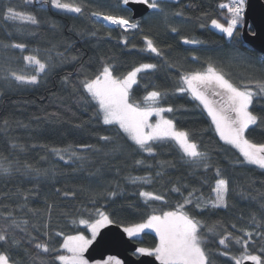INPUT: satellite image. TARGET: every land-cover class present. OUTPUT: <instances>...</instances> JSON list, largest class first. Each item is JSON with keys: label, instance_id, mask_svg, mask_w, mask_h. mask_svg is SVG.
I'll return each instance as SVG.
<instances>
[{"label": "trees", "instance_id": "1", "mask_svg": "<svg viewBox=\"0 0 264 264\" xmlns=\"http://www.w3.org/2000/svg\"><path fill=\"white\" fill-rule=\"evenodd\" d=\"M9 2L23 5V0H0V10ZM77 2L89 6L85 9L86 13L100 10L124 14L120 0ZM161 2L166 18L151 9L148 15L139 20L143 32H124L119 27L107 26L95 17H77L50 5L40 10L39 3L27 9L40 19L38 27L28 26L26 34L12 36L6 35L0 28V93H3L0 95V158H8L7 161L0 159V163L10 164L12 168L11 175L0 174V229L10 224L12 218L24 229H9L10 237L20 242L18 248L9 249L20 264H31L32 258L40 252L35 248V243H47L52 248H59L65 235L86 232L78 221L94 219L97 208L107 212L114 224L124 229L142 222L152 208L167 211L180 202L183 197L170 191L173 187H180L184 195L194 188L205 198L213 195L214 170L194 173L189 165L183 163L179 151L171 144L158 145L156 155L149 156L136 149L115 126L103 124L96 114L95 103H86L89 98L79 86V81L85 75L92 76L100 68L102 60L114 63L121 73L140 63L158 64L156 71L140 74L141 82L134 86V97H142L145 84L149 85V90L155 85L169 91L166 104L180 107L181 110L165 115L169 118L174 115L178 127L192 132L230 182L229 207L206 210L200 214V218L209 225L218 224V233L227 231L242 235L232 229V224H236L237 229L257 233L253 237L256 242L249 245L253 254H259V248L264 245L258 235L261 229L256 226L264 225V207H261L264 205V170L235 163L239 154L219 140L212 130L210 117L197 106L198 102L191 100L187 94H171L180 72L202 67L206 60L227 65L233 56L243 57L249 63H231L230 70L239 79L242 76L264 75L258 70L259 61L264 56L243 42L244 22L239 26V34L232 40L211 27L212 19L225 22L227 12L219 9L218 4L227 0ZM176 12L183 15L177 16ZM201 24L205 26L201 27ZM170 25L177 27L179 32H171ZM249 30L253 32L251 27ZM32 31L35 35L28 34ZM109 31L111 37L108 36ZM93 32L97 34L92 35ZM145 35L155 41L165 52V57L140 51L145 46ZM123 37H127V45L121 42ZM183 38L203 43L184 44ZM21 42L28 45L23 54L17 49L4 47L8 43ZM33 49L40 50L42 60L51 57L49 63L53 65L46 76L42 75L41 82L30 86L19 85L11 79L4 80L7 74L5 69L30 71L26 69L22 55L30 54ZM193 56L199 57V60H193ZM170 64L175 67H169ZM254 107L257 111L264 109V100L254 102ZM5 119L9 122L7 125L3 123ZM103 136H110L112 140L104 141L101 139ZM254 138L262 139L259 134ZM69 145L72 146L70 151L78 153L82 160L72 157L69 161L68 153H63L65 159L61 160L51 150L68 148ZM84 145L95 147L87 148ZM137 160H143L144 164L138 165ZM27 165L39 169L41 174L29 171ZM158 172L163 175L157 176ZM129 176H150L152 183L132 184L127 179ZM111 191L117 192L115 198L107 195ZM140 191L163 194L167 203L148 201L145 204ZM65 192L68 195H64ZM253 216L256 218L255 224ZM57 232L61 235L57 236ZM135 241L139 248L151 249L158 244V238L150 232H145ZM209 247L217 253L213 256L214 264H233L228 257L218 255L224 249L211 234ZM25 249L28 250L27 254ZM228 250L234 255L240 251L235 244H230ZM40 255L46 264H60L53 260L54 253Z\"/></svg>", "mask_w": 264, "mask_h": 264}, {"label": "snow or ice", "instance_id": "2", "mask_svg": "<svg viewBox=\"0 0 264 264\" xmlns=\"http://www.w3.org/2000/svg\"><path fill=\"white\" fill-rule=\"evenodd\" d=\"M178 2L179 0H177ZM37 3H39L40 10H44L45 5H50L51 8L74 14L77 17L88 15L97 20L106 21L110 25L123 29L124 32H143L140 22L130 19L132 9L128 6L131 4L147 5L148 8L166 18L165 7L161 0H120L124 6V14H111L100 10L86 13L85 9L89 6L77 2V0H23L22 6L14 5L11 2L3 5L0 10V28H3L6 35L12 36L26 34L28 26L38 27L41 23L40 19L34 12L27 10ZM218 7L227 12L224 17L225 22L212 19L211 27L232 40L239 34V26L244 22L246 0H227V2L219 3ZM175 15L182 16L183 13L176 12ZM200 26L204 27L205 25L201 24ZM169 30L173 33L179 32L177 27L171 25ZM28 34L35 35V32L32 31ZM96 34V32L92 33V35ZM252 35L255 36L256 33L253 31ZM108 36L111 37V31ZM143 41L145 46L140 51H146L156 57H165V52L151 37L145 35ZM121 42L127 45V37H123ZM183 43L202 44L203 41L183 38ZM4 47L17 49L23 54L28 45L22 42L8 43ZM39 51V49H33L30 54L22 55L26 69L30 71L17 72L10 68L5 69L7 74L3 79L6 81L11 79L19 85H38L42 75L46 76L53 68V65L49 63L51 57L49 60H42ZM58 55L62 56L63 54L58 53ZM192 59L199 60V57L193 56ZM233 62L249 63L241 56H233L227 65L206 60L202 67L180 72L171 94H187L191 100L198 102L197 106L201 107V110L210 117L212 130L219 140L239 154L235 163L251 165L264 170V109L257 111L254 107V102L259 103L264 100V75L260 77L242 76L236 79L230 70ZM259 64L258 70L264 73V58L260 59ZM169 67H175V65L170 64ZM157 68L158 64L156 63H140L131 70L121 73L117 71L114 63L102 60L100 68L92 76L85 75L79 81V86L89 98L86 103H95L96 114L103 124L115 126L118 132L130 140L140 152L155 156L158 145L171 144L179 151L183 163L189 165L194 173H207L210 169L214 170L216 179L211 187L213 195L205 198L195 188L184 195L180 187H173L170 191L179 193L183 197L180 202L167 211L152 208L142 222L124 227V232L129 237L138 236L146 229L155 232L159 237V243L151 249L139 248L138 252L142 255L155 256L159 264H214L213 256L217 253L209 247V234L224 249L219 251L218 255L228 257L233 264H249V262L250 264H264V245L259 248V254H253L249 250V245L256 242L253 237L257 233L247 229H237L236 224L231 225L232 229H236L242 235H234L227 231L218 233L220 227L218 224L209 225L200 218V214L205 213L206 210L229 207L230 182L225 178L222 169L212 162L208 151L204 150L193 137L192 132L178 127L174 115L172 118L165 115L166 113L175 114L181 110L180 107L166 104L169 91L162 90L155 85H152L149 90V85L145 84L142 97L139 99L134 97L133 89L141 82L140 74L154 72ZM2 94L0 93V95ZM153 117L156 119L153 120ZM3 123L7 125L9 122L5 119ZM257 134L262 139H255ZM101 139L111 141L112 137L103 136ZM13 147L16 146L13 145ZM71 147L69 145L68 148H52L51 150L61 160L65 159L63 153L69 154V161L72 157L82 160V156L75 151H70ZM83 147L94 148L95 146L84 145ZM0 159L8 160L7 157ZM136 163L143 165L144 161L137 160ZM26 167L29 171L41 174L39 169H33L31 165ZM0 174L11 175V165L0 163ZM161 175L163 173H157V176ZM127 179L132 184L152 183L150 176H129ZM184 187L187 188L186 185ZM64 195H68V193L65 192ZM107 195L115 198L117 192L111 191ZM139 195L144 198L145 204L148 201L167 203L163 194L140 191ZM89 215L91 216V213ZM252 221L254 224L256 223L255 216L252 217ZM23 223L27 224V221ZM78 223L85 225L90 230L91 238L82 233L65 235L59 248H52L47 243H35V248L40 252L32 258L31 264H46L41 253H54L53 260L59 261L60 264H88L84 253L91 246L100 229L114 224L115 221L107 212L97 208L94 219H80ZM256 226L261 229L258 234L259 239L264 241V225L256 224ZM10 228L24 230L14 218L11 219L10 224L0 229V264H20L9 251L10 247L18 248L20 246L19 241L10 237ZM56 235L59 236L61 233L57 232ZM29 243L31 244L32 240ZM230 244L239 246L238 254L234 255L228 250ZM27 251L25 249L26 254ZM105 264H121V262L110 257Z\"/></svg>", "mask_w": 264, "mask_h": 264}, {"label": "water", "instance_id": "3", "mask_svg": "<svg viewBox=\"0 0 264 264\" xmlns=\"http://www.w3.org/2000/svg\"><path fill=\"white\" fill-rule=\"evenodd\" d=\"M128 8L132 9L133 21L141 20L151 11L147 5L131 4ZM250 27L256 33L255 36L250 32ZM242 40L247 46L264 56L263 0H246ZM138 249V243L130 239L122 227L111 224L100 230L84 256L91 263L104 261L108 257H117L122 264H159L155 256L137 255Z\"/></svg>", "mask_w": 264, "mask_h": 264}, {"label": "rangeland", "instance_id": "4", "mask_svg": "<svg viewBox=\"0 0 264 264\" xmlns=\"http://www.w3.org/2000/svg\"><path fill=\"white\" fill-rule=\"evenodd\" d=\"M101 21H103V20H101ZM103 23H104V21H103ZM105 24V23H104ZM244 25V24H243ZM110 27H118V26H110ZM214 29V28H213ZM215 31H217V32H219V30H217V29H214ZM220 33V32H219ZM221 34H223V33H221ZM225 35V34H224ZM225 37H226V35H225ZM227 38V37H226ZM228 39V38H227ZM156 118L155 117H153V120H155ZM81 225V227H83V228H85V231L86 232H84V233H82V234H84L85 236H87V237H89V238H91V232H90V230H88L86 227H85V225H82V224H80ZM103 229V228H102ZM101 230V229H100ZM100 232V231H99ZM145 232H150V233H153L157 238H158V243H159V237L156 235V233L155 232H153V231H151V230H145L144 232H142L141 234H139L138 236H135V237H129L130 239H132V240H137V239H140L142 236H143V234L145 233ZM96 239V238H95ZM85 254V253H84ZM137 255H141V253H137ZM109 258L110 257H108L106 260H104V261H96V262H93V263H91V262H89L88 261V264H105V262L106 261H108L109 260ZM112 258H115V260H119L120 262H121V264H122V261L119 259V258H117V257H112ZM86 259V258H85Z\"/></svg>", "mask_w": 264, "mask_h": 264}, {"label": "bare ground", "instance_id": "5", "mask_svg": "<svg viewBox=\"0 0 264 264\" xmlns=\"http://www.w3.org/2000/svg\"><path fill=\"white\" fill-rule=\"evenodd\" d=\"M104 23H105L107 26H113V25L108 24L106 21H104Z\"/></svg>", "mask_w": 264, "mask_h": 264}]
</instances>
